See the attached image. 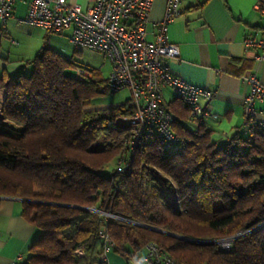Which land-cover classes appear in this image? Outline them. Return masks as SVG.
Segmentation results:
<instances>
[{
  "label": "trees",
  "instance_id": "obj_1",
  "mask_svg": "<svg viewBox=\"0 0 264 264\" xmlns=\"http://www.w3.org/2000/svg\"><path fill=\"white\" fill-rule=\"evenodd\" d=\"M27 63L29 75L0 72V196L30 200L22 215L41 231L19 264H105L101 231L133 264L148 242L178 264H264L261 126L222 142L176 97L164 107L179 146L166 154L152 128L133 142L136 127L121 122L133 114L128 99L91 108L108 91L100 71L46 45ZM75 66L91 77L68 76ZM226 238L228 250L214 243Z\"/></svg>",
  "mask_w": 264,
  "mask_h": 264
},
{
  "label": "crops",
  "instance_id": "obj_2",
  "mask_svg": "<svg viewBox=\"0 0 264 264\" xmlns=\"http://www.w3.org/2000/svg\"><path fill=\"white\" fill-rule=\"evenodd\" d=\"M94 1L66 0V3L86 8ZM166 2L152 0L145 25L148 41L154 40L158 32ZM201 2L182 0L178 16L166 25V39L178 49V56L168 59L167 64L173 74L187 83L212 91L213 96L209 102L199 100L200 122L206 130L211 131V138L226 142L234 133L246 134L243 98L250 87L241 77L255 71L264 85V59L255 61V50L245 48L242 42L246 35L264 31V15L253 8L256 0H206L200 8H195ZM28 3L29 0H15L10 17L3 25L0 22V72L5 69L11 77L5 65L9 62L11 50L16 52L17 64L27 63L46 44L45 33L50 34L25 21ZM69 33L66 29L52 34L69 40ZM49 44L56 49L51 39ZM168 92L171 97L165 99ZM175 98L171 89L162 90L165 106ZM127 99L129 97L124 101ZM101 105L95 104L91 108H105V105ZM256 108V118L264 124V101L256 103ZM186 125L194 128L192 122ZM25 201V198L19 196H0V264H19L26 256L30 243L41 236V231L22 215ZM105 264L133 263L126 262L111 251L107 254Z\"/></svg>",
  "mask_w": 264,
  "mask_h": 264
},
{
  "label": "built area",
  "instance_id": "obj_3",
  "mask_svg": "<svg viewBox=\"0 0 264 264\" xmlns=\"http://www.w3.org/2000/svg\"><path fill=\"white\" fill-rule=\"evenodd\" d=\"M14 1L0 0L2 25L10 17ZM181 1L167 0L164 17L152 41L146 39L145 31L152 0H95L86 8L68 5L66 0H29L25 21L49 33L68 29L72 44L104 55L110 64L106 77L108 91H129L128 103L133 114L122 118L121 122L136 127L133 142L139 138L142 128H152L164 138L163 151L170 154L178 148L179 141L171 130L172 116L162 102V90L171 89L198 121L201 114L199 100L209 102L213 96L208 88L189 84L173 74L167 64L168 59L178 56V49L166 39L165 27L178 16ZM253 8L264 15L263 1L256 0ZM242 42L245 48L255 50V61L264 59V31L246 35ZM73 71L78 80L91 77V72L85 68L75 66ZM241 80L250 87L243 98L245 130L252 132L257 126L264 129V124L256 118V103L264 101V85L255 71L242 76ZM3 96L4 92L0 90V119ZM122 163L125 168L129 165L126 161ZM153 171L160 175L157 170ZM100 237L104 244L99 261L106 263L112 243L104 231L100 232ZM232 239L215 242L220 249L228 250ZM75 253L80 256L83 251L77 248ZM131 256L136 264H178L154 242L146 243L142 254L132 253Z\"/></svg>",
  "mask_w": 264,
  "mask_h": 264
},
{
  "label": "rangeland",
  "instance_id": "obj_4",
  "mask_svg": "<svg viewBox=\"0 0 264 264\" xmlns=\"http://www.w3.org/2000/svg\"><path fill=\"white\" fill-rule=\"evenodd\" d=\"M45 35H46L45 45L47 47L54 49L56 52H59L60 54H62L63 56L67 58L72 59L78 65H81L89 69H95V70L100 71L101 76L103 78L107 77L110 71V64L104 55L100 54L97 51L90 50L86 47L74 45L64 36L54 35L52 33L50 34L45 33ZM48 38L51 39L53 47H56V49L50 46ZM15 53L16 52L14 51V49H12L11 54H9V58H8L9 62L5 64L7 66V69L9 70L12 76H16L19 73H23L24 75H29L32 71L31 64L25 63V62L17 64V61L15 60L17 59L15 57ZM65 73L68 76H71V77L74 76V71L72 70V68L67 69ZM128 97H129V93L126 89L120 90L118 92H108L107 91V93L97 97L95 99V103L98 105L102 104L101 105L102 107H104L103 105H105V107L109 105H112V106L119 105L123 103L124 100ZM170 97H171L170 92L165 94V99H168ZM3 122H4V114L1 115L0 124L2 125ZM113 168H116L115 161H111L105 164L103 169L101 170V173L108 175L111 169ZM214 243L218 244V242H215V241Z\"/></svg>",
  "mask_w": 264,
  "mask_h": 264
},
{
  "label": "water",
  "instance_id": "obj_5",
  "mask_svg": "<svg viewBox=\"0 0 264 264\" xmlns=\"http://www.w3.org/2000/svg\"><path fill=\"white\" fill-rule=\"evenodd\" d=\"M26 201H30V200H28V199H25ZM31 202H34V201H31ZM154 230H157V231H160V232H164V233H166V234H168V235H173V236H175L174 234H172V233H168V232H165V231H162V230H160V229H154ZM199 242H202V241H199ZM213 241H208L207 243H212Z\"/></svg>",
  "mask_w": 264,
  "mask_h": 264
}]
</instances>
